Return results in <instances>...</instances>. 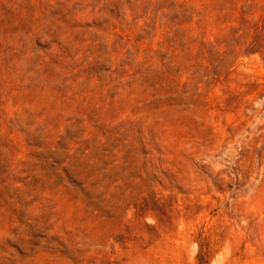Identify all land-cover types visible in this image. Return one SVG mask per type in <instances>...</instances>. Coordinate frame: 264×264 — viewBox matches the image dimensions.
Instances as JSON below:
<instances>
[{"label":"rangeland","instance_id":"rangeland-1","mask_svg":"<svg viewBox=\"0 0 264 264\" xmlns=\"http://www.w3.org/2000/svg\"><path fill=\"white\" fill-rule=\"evenodd\" d=\"M0 264H264V0H0Z\"/></svg>","mask_w":264,"mask_h":264}]
</instances>
